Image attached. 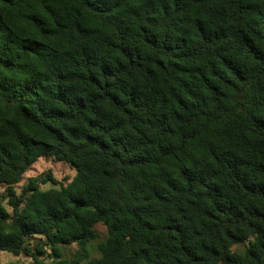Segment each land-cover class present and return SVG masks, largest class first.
I'll use <instances>...</instances> for the list:
<instances>
[{
  "label": "trees",
  "instance_id": "trees-1",
  "mask_svg": "<svg viewBox=\"0 0 264 264\" xmlns=\"http://www.w3.org/2000/svg\"><path fill=\"white\" fill-rule=\"evenodd\" d=\"M0 187L30 264H264V0H0Z\"/></svg>",
  "mask_w": 264,
  "mask_h": 264
},
{
  "label": "rangeland",
  "instance_id": "rangeland-1",
  "mask_svg": "<svg viewBox=\"0 0 264 264\" xmlns=\"http://www.w3.org/2000/svg\"><path fill=\"white\" fill-rule=\"evenodd\" d=\"M47 172H50L52 177L59 181L62 185H66L67 183H69L75 175V170L66 163L40 158L31 165L29 170L24 173L21 181L17 184V188H20L21 186L26 184L30 178L40 177ZM59 186V184L54 186L50 181H48L46 184H40L41 189H47L50 187L59 188ZM2 192L3 188L0 187V194ZM94 229L97 233V238L92 242H89L85 246L89 258L99 257V253L96 249V244L100 240L104 239L107 234L106 226L104 224H96ZM239 247H243V245H240ZM76 249L77 246L72 244L68 250L63 249V251L67 252V256H73L76 252ZM7 262H14L16 264H30L28 259H24L21 256H14L8 252H0V264H4Z\"/></svg>",
  "mask_w": 264,
  "mask_h": 264
}]
</instances>
